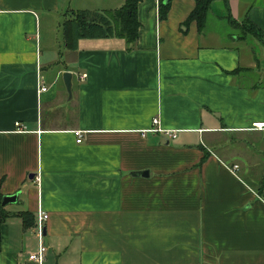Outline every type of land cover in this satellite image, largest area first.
<instances>
[{
  "label": "crops",
  "instance_id": "obj_1",
  "mask_svg": "<svg viewBox=\"0 0 264 264\" xmlns=\"http://www.w3.org/2000/svg\"><path fill=\"white\" fill-rule=\"evenodd\" d=\"M124 1L0 0V264H36L39 211L42 264H264V44L227 20L264 39V0H212L199 28L194 0H139L132 43L65 48L68 11Z\"/></svg>",
  "mask_w": 264,
  "mask_h": 264
},
{
  "label": "trees",
  "instance_id": "obj_2",
  "mask_svg": "<svg viewBox=\"0 0 264 264\" xmlns=\"http://www.w3.org/2000/svg\"><path fill=\"white\" fill-rule=\"evenodd\" d=\"M139 0H125L124 4L113 10H75L68 11L61 22V31L65 48L73 49L75 41L90 37H120L127 43H132L137 34L138 23L135 18V7ZM170 0H158V18L164 19ZM195 6L187 19L195 20L198 28L201 27L204 15L212 0H194ZM229 24L239 30L242 35H251L264 44L262 33L248 20L239 25L227 17ZM1 198V195H0ZM10 214L0 204V224ZM23 224H30L31 214H19Z\"/></svg>",
  "mask_w": 264,
  "mask_h": 264
},
{
  "label": "built area",
  "instance_id": "obj_3",
  "mask_svg": "<svg viewBox=\"0 0 264 264\" xmlns=\"http://www.w3.org/2000/svg\"><path fill=\"white\" fill-rule=\"evenodd\" d=\"M81 78L85 77V74H82L80 76ZM44 87L39 86L38 91H43ZM157 124V118L154 117L152 118V126H156ZM15 125H18L15 123ZM250 129L252 130H261L264 129V122H252L250 125ZM151 130H158V128H153ZM168 135L173 136V133L171 132H166ZM73 134L75 136V142L79 143L81 141V131L80 130H75L73 131ZM233 168H236V165H233ZM35 181H38V177H34ZM47 218V214L45 212H38L36 219H35V224L34 228L32 230L33 234L36 236L37 239V247L35 250L28 252L26 255V259L28 261H32L36 264H42L44 260V254L46 251V247L44 246L42 242V237H43V231H44V222Z\"/></svg>",
  "mask_w": 264,
  "mask_h": 264
},
{
  "label": "water",
  "instance_id": "obj_4",
  "mask_svg": "<svg viewBox=\"0 0 264 264\" xmlns=\"http://www.w3.org/2000/svg\"><path fill=\"white\" fill-rule=\"evenodd\" d=\"M70 77H71L70 72L65 71L62 73V79L65 85L66 91L68 93V96H70ZM140 173H143V172H140ZM15 198H16V194L2 195L0 198V204L4 206L8 203L14 202Z\"/></svg>",
  "mask_w": 264,
  "mask_h": 264
}]
</instances>
